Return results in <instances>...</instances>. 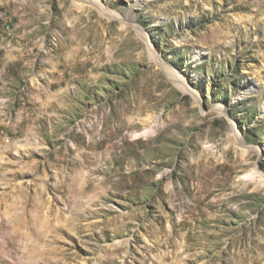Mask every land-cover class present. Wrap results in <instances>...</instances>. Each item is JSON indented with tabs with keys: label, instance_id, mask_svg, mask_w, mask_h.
I'll use <instances>...</instances> for the list:
<instances>
[{
	"label": "rangeland",
	"instance_id": "rangeland-1",
	"mask_svg": "<svg viewBox=\"0 0 264 264\" xmlns=\"http://www.w3.org/2000/svg\"><path fill=\"white\" fill-rule=\"evenodd\" d=\"M249 236L264 0H0V264H240Z\"/></svg>",
	"mask_w": 264,
	"mask_h": 264
},
{
	"label": "bare ground",
	"instance_id": "bare-ground-1",
	"mask_svg": "<svg viewBox=\"0 0 264 264\" xmlns=\"http://www.w3.org/2000/svg\"><path fill=\"white\" fill-rule=\"evenodd\" d=\"M142 1H146V0H142ZM153 52V51H152ZM153 58H156L157 59V56L156 55H153ZM180 84H181V87L183 88V90L186 89V86L184 85L183 82L180 81ZM187 90V89H186ZM136 101V100H135ZM136 105V104H135ZM149 105V104H148ZM146 105H137L138 108H141V109H144ZM129 105L126 106V109H129ZM219 109V112H221L222 110L220 108ZM121 120L122 122H125L126 120H129V118H127L126 116H124V114H122V117H121ZM145 122V129L143 131L144 134H147V133H150L152 132L153 130H155V127L159 125V120L157 118H149V119H146L144 120ZM135 127L136 124L135 123H132L129 125V127ZM172 126V124H169L167 125V127H165V130L166 129H169L170 127ZM140 132H134V135H139ZM152 141V140H151ZM150 140L147 142L148 145L149 143L151 142ZM112 158H114V156H112ZM201 162V161H200ZM201 164H198L197 165V175L201 176V170L204 169V168H201ZM194 171V170H193ZM173 187L172 183H169L168 186H167V189H168V192H167V195L169 196V194H171V188ZM199 214V213H198ZM233 230V229H232ZM234 231V230H233ZM216 237L217 234L216 233H200L199 237H204V238H207V237ZM235 236V235H234ZM248 239L251 241V243H256V240L249 236ZM239 240V237L238 236H235V237H232L228 243V246L229 247H236L237 246V242ZM256 245H258V248L262 250V252H259L257 255H253V254H250V252L254 251V249L252 247H248V249L246 250V252L242 255V256H238L237 257V253L234 251V253L232 254L233 255V258L236 259V261H239L240 264H257V261L258 259L264 257V243H261V242H257ZM228 248V247H227ZM241 253V252H240ZM239 254V253H238Z\"/></svg>",
	"mask_w": 264,
	"mask_h": 264
}]
</instances>
